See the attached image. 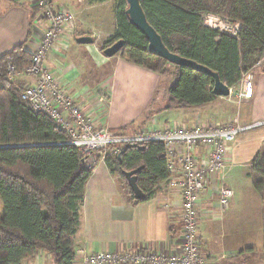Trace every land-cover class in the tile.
<instances>
[{
	"label": "trees",
	"instance_id": "1",
	"mask_svg": "<svg viewBox=\"0 0 264 264\" xmlns=\"http://www.w3.org/2000/svg\"><path fill=\"white\" fill-rule=\"evenodd\" d=\"M139 1L169 51L208 67L228 86L264 53V0ZM115 8L116 32L107 43L122 38L118 54L126 61L160 74L171 72L165 59L149 53L145 36L125 13V0H117ZM207 13L238 22V34L205 26ZM30 36L31 29L22 43L0 55V264H22L39 250L53 255L54 264H73V235L93 167L86 165L80 149L67 142L69 135L52 118L31 108L21 97L25 86L6 72L8 62L17 70L27 67L30 53L25 44ZM174 71L164 109L198 106L217 97L209 75L185 66H174ZM142 145L119 153L110 147L104 159L114 175L141 167L137 183L148 199L168 171L163 143ZM248 175L263 202L264 250V143L252 158ZM129 193L132 203L141 201Z\"/></svg>",
	"mask_w": 264,
	"mask_h": 264
},
{
	"label": "crops",
	"instance_id": "2",
	"mask_svg": "<svg viewBox=\"0 0 264 264\" xmlns=\"http://www.w3.org/2000/svg\"><path fill=\"white\" fill-rule=\"evenodd\" d=\"M82 1L68 2V9L74 17L68 46L49 54L46 64L60 83L67 87L68 93L76 97L77 102L98 93L104 95L102 106L94 112L96 122L115 132L132 133L145 130L153 123L159 128L177 123L190 129L197 124H215L225 128L235 118L242 125L263 122L241 132L230 144L225 156L226 168L212 176L213 179L201 193L199 237L202 253L206 257L217 258L208 264H218L225 254L234 251V246L217 237L219 228L222 226L225 229L226 215L233 204L235 191L232 187L242 182L245 174L246 179L251 180L249 164L264 143V67L248 69L253 74V93L249 98H238V82L233 86L223 82L229 88L227 96L216 95L214 100L198 106L164 109L170 100L168 90L176 79L174 66L178 65L166 60L171 72L160 74L126 61L118 54L119 51L110 57L105 56L103 49L122 39L105 42L104 46L98 45L99 40L106 41L116 32V2L105 11L106 2L111 0H87L81 4ZM31 4L24 0H0V55L22 43L31 24L36 27L37 21L43 27L44 20L35 14L39 9L34 11ZM82 5L87 6L83 8ZM88 29L90 32L86 31ZM34 31L25 44L29 53L39 39L38 29ZM86 35L92 38L91 43L76 41L78 37ZM20 77L14 81L21 80L23 83L28 80L23 86L31 82L25 76ZM136 146L140 148L143 145ZM124 147L117 152L112 149L111 152H122ZM205 151V148L197 149L200 156L205 155ZM99 152L79 209V224L73 235V264H81L76 254L79 250L130 253L141 250L156 253L177 251L182 227L178 188L165 179L156 186L150 198L132 203L129 200V191H132L124 173L123 180L111 173L104 157L98 158ZM164 158L166 163L165 154ZM241 167L247 168L248 172H243ZM215 185L231 188L234 192L225 210L218 206ZM49 256V253L39 250L22 262L46 264Z\"/></svg>",
	"mask_w": 264,
	"mask_h": 264
},
{
	"label": "built area",
	"instance_id": "3",
	"mask_svg": "<svg viewBox=\"0 0 264 264\" xmlns=\"http://www.w3.org/2000/svg\"><path fill=\"white\" fill-rule=\"evenodd\" d=\"M43 10L46 27L41 30V38L30 53V62L23 70H17L8 62L7 74L15 79L26 76L31 79L21 93V97L35 111L47 114L55 124L69 135L70 144L77 146L84 156L86 165L92 167L97 162V151L112 147L116 152L126 145H142L145 142H161L166 157L167 180L174 184L180 194L181 236L177 251L139 252L79 250L81 264H208L214 259L202 253L199 237V223L202 211L199 208L201 193L212 176L223 171L227 164L226 153L237 136L256 125H242L237 118L227 127L208 124L185 129L174 123L159 128L155 123L140 132H115L93 118L104 102V95H94L83 102H77L63 86L54 72L47 66L48 55L57 53L68 46L74 24L73 14L65 8L54 10L49 0H34ZM59 11V12H58ZM203 24L209 28L236 36L240 24L227 17L204 14ZM43 31V32H42ZM264 67V54L251 66ZM238 98H249L253 93V74L243 72L239 81ZM205 148V155L197 153ZM218 206L225 210L230 205L234 192L231 188L215 185Z\"/></svg>",
	"mask_w": 264,
	"mask_h": 264
},
{
	"label": "rangeland",
	"instance_id": "4",
	"mask_svg": "<svg viewBox=\"0 0 264 264\" xmlns=\"http://www.w3.org/2000/svg\"><path fill=\"white\" fill-rule=\"evenodd\" d=\"M24 1L27 2V4L29 2H32L31 5L34 11H36V9H39L38 12L40 13L36 12L35 14L36 16L39 14V16L42 17V20H44V25L43 27H41L40 25H38L39 23L37 21L35 25L36 27H33L31 24V35H33L32 33L34 30L38 29L37 36L41 38L40 31L42 28L44 31L46 27L43 10L37 7V4L34 3V0H24ZM69 1L71 2V0H49L50 2L49 6H52V9L54 10H62L61 8L68 9L70 8L68 6ZM84 1L87 0H83L81 4H83ZM116 1L117 0H113V1L111 0L108 3L106 2L105 11L108 10L109 6L112 7V5L115 4ZM86 6L87 5H82L83 8H86ZM36 16L34 18H36ZM32 21L33 20H31V23ZM86 31L90 32L89 29ZM94 34L97 36L95 32ZM105 42H107V40L106 41L99 40L98 45L104 46V44H106ZM100 53H102V51H100ZM19 78L21 77H16L15 80ZM27 81L28 80L26 81L24 80L23 83L25 84ZM17 82H19L21 85L23 84L21 80H18ZM106 151L110 152V150L101 151L100 153H98V158L105 157L108 154L106 153ZM241 169L245 173L248 172L247 168L245 167H241ZM117 176L122 179L121 177L122 175L120 176L117 175ZM243 178L244 180L242 182H239L237 183V185H233L234 187H232L235 191L233 204L232 207L230 208L231 210L226 215L225 229H223V227L221 226L219 228V233L217 235V237L221 238L224 242L234 246L233 247L234 251L225 254L226 256L223 259H221V261H219L218 264H264L263 235H262L263 202L261 197L258 194H256V192L254 191L251 184V180L246 179V174L244 175ZM2 211H3V205L0 200V212ZM207 243L208 241H206V244ZM218 256H220V254H218ZM53 259H54L53 255L50 254L49 258L46 259V264H54ZM213 259L215 260L217 258H213Z\"/></svg>",
	"mask_w": 264,
	"mask_h": 264
},
{
	"label": "water",
	"instance_id": "5",
	"mask_svg": "<svg viewBox=\"0 0 264 264\" xmlns=\"http://www.w3.org/2000/svg\"><path fill=\"white\" fill-rule=\"evenodd\" d=\"M125 1L127 3V8L125 12L129 17V21L140 33H142L145 36L148 42V50L150 54L161 57L174 65L189 67L196 71L211 76L213 79L212 92L215 95H222V96L229 95V88L226 84H224L220 80L218 73L210 70L208 67L204 65L196 63L194 60L184 58L168 50V48L164 45L161 36L148 22L146 18V14L139 0H125ZM76 41L85 44V43H91L93 40L89 35H86V36L78 37ZM123 45H124V40L119 39L112 45L103 49V54L107 57H110L115 53H117ZM135 146L136 145H126L123 148L122 152H124L130 147H135ZM140 169L141 167H138L130 171H124L123 173L126 177L127 183L131 191L133 192L135 199L143 200L145 199L146 196L145 193L139 188L137 184V175H136L137 171Z\"/></svg>",
	"mask_w": 264,
	"mask_h": 264
}]
</instances>
